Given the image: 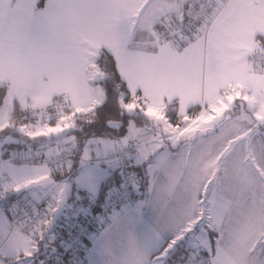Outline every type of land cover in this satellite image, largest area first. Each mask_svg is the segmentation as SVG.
Wrapping results in <instances>:
<instances>
[{
  "label": "snow or ice",
  "instance_id": "6c2138e0",
  "mask_svg": "<svg viewBox=\"0 0 264 264\" xmlns=\"http://www.w3.org/2000/svg\"><path fill=\"white\" fill-rule=\"evenodd\" d=\"M0 264H264V0H0Z\"/></svg>",
  "mask_w": 264,
  "mask_h": 264
},
{
  "label": "built area",
  "instance_id": "2783aa9c",
  "mask_svg": "<svg viewBox=\"0 0 264 264\" xmlns=\"http://www.w3.org/2000/svg\"><path fill=\"white\" fill-rule=\"evenodd\" d=\"M122 195H126V193H122V192H118L117 190L112 192V193H109V194H106L105 195V198L107 197H116V198H119L120 196Z\"/></svg>",
  "mask_w": 264,
  "mask_h": 264
},
{
  "label": "crops",
  "instance_id": "0c3cea01",
  "mask_svg": "<svg viewBox=\"0 0 264 264\" xmlns=\"http://www.w3.org/2000/svg\"><path fill=\"white\" fill-rule=\"evenodd\" d=\"M116 190H117L116 188H113L110 192H107L106 194L112 193V192H114Z\"/></svg>",
  "mask_w": 264,
  "mask_h": 264
},
{
  "label": "trees",
  "instance_id": "16d2710c",
  "mask_svg": "<svg viewBox=\"0 0 264 264\" xmlns=\"http://www.w3.org/2000/svg\"><path fill=\"white\" fill-rule=\"evenodd\" d=\"M107 191L105 192V195H106Z\"/></svg>",
  "mask_w": 264,
  "mask_h": 264
}]
</instances>
